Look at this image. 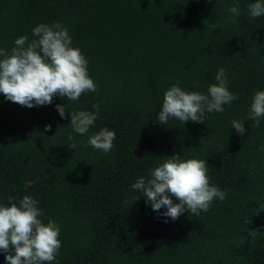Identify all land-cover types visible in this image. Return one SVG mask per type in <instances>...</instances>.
<instances>
[{
	"label": "trees",
	"instance_id": "trees-1",
	"mask_svg": "<svg viewBox=\"0 0 264 264\" xmlns=\"http://www.w3.org/2000/svg\"><path fill=\"white\" fill-rule=\"evenodd\" d=\"M254 2L0 0V49L59 22L98 89L31 109L0 93V205L26 195L38 201L42 222L61 229L53 264H264V211L256 212L264 203V117L258 128L246 120L254 94L264 91V16H249ZM220 68L238 99L222 113L206 112L204 124L158 123L166 90L179 83L207 95ZM95 104L94 126L73 132L70 113L95 112ZM57 105H66V118ZM233 120L244 122L243 136ZM102 128L116 133L108 153L88 144ZM177 153L207 162L210 183L227 195L206 213L172 220L132 185Z\"/></svg>",
	"mask_w": 264,
	"mask_h": 264
},
{
	"label": "clouds",
	"instance_id": "clouds-1",
	"mask_svg": "<svg viewBox=\"0 0 264 264\" xmlns=\"http://www.w3.org/2000/svg\"><path fill=\"white\" fill-rule=\"evenodd\" d=\"M233 17L239 16L240 9H228ZM251 18L264 16V0L249 4ZM218 27V25H216ZM33 39L27 35L14 41L9 52L0 49V93L13 103L29 109L50 105L55 96L77 101L87 92H96L97 85L88 73V61L79 48L73 47L68 29L61 23L39 24L32 30ZM216 83L208 88L207 95L183 90L179 83L165 91L162 109L157 116L159 124H167L170 118L183 123L188 121L204 124L205 113H222L224 105L238 99L228 88V79L223 68L218 69ZM95 112L81 110L71 112L69 127L73 132L84 135L94 126L100 105ZM61 118H66V105H57ZM264 117V91H257L250 105L246 120L254 121L260 127ZM232 128L241 136L246 132L244 122L233 120ZM51 126L46 128L50 131ZM68 139L74 138L69 135ZM116 133L102 128L88 138V144L96 150L108 153L114 147ZM73 142L68 146L75 149ZM264 151V146L261 147ZM150 178H139L132 188L141 192L153 211L162 208L164 217L178 219L185 212L199 216L208 212L215 199L223 201L227 193L212 185L208 177L207 162L200 159H182L177 153L167 157L149 174ZM174 197L179 203H174ZM128 203V201H125ZM264 211V203L257 209V215ZM44 216L38 201L24 196L18 202L9 198V203L0 205V251L5 253L6 264H53L61 248L60 226L52 219L42 222ZM167 222V221H165ZM259 230H250L253 238ZM58 264V262H57Z\"/></svg>",
	"mask_w": 264,
	"mask_h": 264
}]
</instances>
